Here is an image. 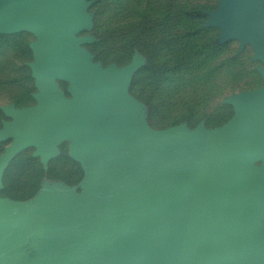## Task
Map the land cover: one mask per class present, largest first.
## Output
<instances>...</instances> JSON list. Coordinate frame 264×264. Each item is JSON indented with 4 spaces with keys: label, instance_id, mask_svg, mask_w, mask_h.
<instances>
[{
    "label": "water",
    "instance_id": "water-1",
    "mask_svg": "<svg viewBox=\"0 0 264 264\" xmlns=\"http://www.w3.org/2000/svg\"><path fill=\"white\" fill-rule=\"evenodd\" d=\"M87 7L85 0H0V33L39 37L35 77L43 89L39 105L13 110L16 120L0 133L13 138L0 157V186L8 163L30 145L44 158L68 138L88 156L107 151L112 129L99 122L102 103L126 84L113 73L89 79L77 39ZM215 24L251 41L264 62V0H222ZM58 78L72 83V98ZM231 102L238 112L229 125L176 135L162 167L150 148L114 152L99 170L97 194L40 218L37 233L57 243L45 264H264V88ZM8 222L0 200V229ZM6 257L0 245V264Z\"/></svg>",
    "mask_w": 264,
    "mask_h": 264
},
{
    "label": "rangeland",
    "instance_id": "rangeland-1",
    "mask_svg": "<svg viewBox=\"0 0 264 264\" xmlns=\"http://www.w3.org/2000/svg\"><path fill=\"white\" fill-rule=\"evenodd\" d=\"M85 2L86 25L77 39L89 79L113 73L126 84L102 103L99 122L112 129L104 137L107 151L88 156L78 140L68 138L51 157L30 145L8 163L0 186L9 212L8 225L0 229L7 254L2 264L47 263L57 243L37 233L40 218L56 204L97 194L99 170L114 152L126 156L133 148H150L154 166L162 167L176 135L226 127L238 112L231 99L264 88V62L253 43L215 24L222 0ZM38 42L31 31L0 33V133L16 120L13 110L40 103ZM57 81L72 98V83ZM12 142L0 139V157Z\"/></svg>",
    "mask_w": 264,
    "mask_h": 264
}]
</instances>
